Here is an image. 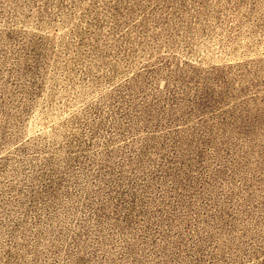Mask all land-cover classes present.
<instances>
[{
  "label": "rangeland",
  "instance_id": "rangeland-1",
  "mask_svg": "<svg viewBox=\"0 0 264 264\" xmlns=\"http://www.w3.org/2000/svg\"><path fill=\"white\" fill-rule=\"evenodd\" d=\"M0 264H264V0H0Z\"/></svg>",
  "mask_w": 264,
  "mask_h": 264
}]
</instances>
